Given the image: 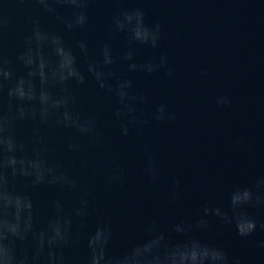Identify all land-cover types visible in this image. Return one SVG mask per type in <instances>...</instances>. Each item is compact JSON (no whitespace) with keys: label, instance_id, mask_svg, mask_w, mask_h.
I'll return each mask as SVG.
<instances>
[{"label":"water","instance_id":"95a60500","mask_svg":"<svg viewBox=\"0 0 264 264\" xmlns=\"http://www.w3.org/2000/svg\"><path fill=\"white\" fill-rule=\"evenodd\" d=\"M103 2L88 9L89 29L69 32L54 16L27 7L32 0H0L9 5L0 7V15L8 17L7 27L0 26V54L10 61L5 68L12 70L10 79L0 75V138L28 142L24 151L14 153L24 160L17 169L27 174L0 181V224L31 221L49 232L69 214L79 228L80 218L72 213L76 194L67 187L77 176L102 210L87 217L93 240L102 241L109 227L115 233L105 249L109 257L129 254L144 242H161L174 247L177 255L197 252L210 259L206 245L212 244L240 264H264V249L257 247L264 240L259 226L244 237L234 223L222 224L209 214L208 231L175 230L177 224L198 220L205 206L233 216L230 193L245 187L256 190L264 177V0ZM118 8H139L145 16L122 18L121 27L114 28L109 18ZM60 11L71 13L69 8ZM37 14L50 33L63 39L49 35L40 48L43 62L29 75L16 57L29 29L28 17ZM81 40L87 42V54L80 50ZM106 56L112 63H105ZM90 63L101 73L99 78L87 72ZM81 72L87 79L78 85L84 97L79 111L94 114L97 135L95 140L81 137L79 153L64 154L58 137L68 133H51L50 162L64 158L76 164L66 176L49 174L30 143L35 120L29 116L9 123L17 107L9 103L8 89L20 77L25 89L32 85L39 90L41 76L79 79ZM121 92L128 93L123 103ZM223 97L229 103H218ZM126 104L135 111L117 119L115 112H126ZM39 108L38 100L26 101L22 111L30 114ZM63 112L62 107L56 109L57 114ZM124 123L127 135L122 133ZM9 155L6 144L0 143V172L10 171L3 166ZM153 161L159 171L155 182L147 172ZM113 174L120 179L107 183ZM176 178L179 188L173 187ZM55 201L62 203L63 213L57 212ZM237 211L264 222V209ZM240 227L246 225L241 222ZM87 245L82 239L77 253L82 260Z\"/></svg>","mask_w":264,"mask_h":264},{"label":"clouds","instance_id":"9594fccd","mask_svg":"<svg viewBox=\"0 0 264 264\" xmlns=\"http://www.w3.org/2000/svg\"><path fill=\"white\" fill-rule=\"evenodd\" d=\"M103 0H32L27 7H35L40 11L50 14L62 24L63 29L69 32L85 31L91 26V18L88 9L93 5L103 4ZM0 7L6 9L7 4H0ZM61 8L71 9L68 15L62 14ZM110 16V22L114 28L121 27L122 18L130 19L132 16L142 18L145 13L142 9L136 8L131 11L124 8H118ZM29 29L22 38V50L17 55L18 62L28 69L29 75L32 74L34 66L43 62V54L40 48L45 43L49 35L63 39L59 33L51 32L42 22L41 15H30L28 17ZM8 17L0 15V26L7 27ZM159 27V25H157ZM81 52L87 54L88 46L85 40L78 41ZM35 45V47H33ZM10 61L6 56L0 54V75L7 78L12 77L11 68H5ZM106 64L112 63L110 57L106 56ZM79 71V69L77 68ZM97 78L100 77L94 65L91 63L87 69ZM170 74V73H169ZM86 73L81 72L79 79L75 78H45L41 76V87L36 90L34 86L29 85L28 89L23 86L24 78L17 79L16 85L8 89L9 103L16 105L17 112L9 116V123L13 119H28L31 116L35 120V127L30 143L34 146V151L38 158L42 159L49 174L59 171L60 175L66 176L73 173L72 168L76 161L67 162L64 158L50 162L49 154L54 151L53 136L51 133H68L58 137V143L64 154H76L81 150L79 139L81 137H91L95 140L97 119L94 114L82 115L79 111L84 103V97L80 94L78 85L85 84ZM128 87H131L129 82ZM59 93V95H57ZM121 103L128 97L127 92H121ZM38 100L40 108L38 112L25 113L22 111L23 104L26 101ZM218 103H229L226 97L221 98ZM62 107L63 114H57L56 109ZM126 112L119 109L115 112V117L120 119L122 116L135 111L129 105H125ZM38 117V118H37ZM129 131L127 123L122 124V133L127 135ZM0 143L6 144L9 155L4 167L10 170L8 173L0 172V181L8 182L17 175H26L23 170H18L17 165L23 164V158H17L14 153L24 151L28 142H18L15 138L9 136L7 139L0 138ZM147 172L153 182L159 177V171L154 166V161L148 165ZM123 175L121 170L120 176ZM120 176L113 174L109 177L107 183L119 180ZM173 187L179 188L180 180H173ZM69 190L75 191L76 201L72 208V213L80 218V227H74L71 222V215L65 214L60 217L58 227L52 231L46 232L36 227L29 221L26 224L4 222L0 224V264H240L236 258L230 257L229 253L222 247L212 244L206 245L211 249V257L203 256L197 252L177 255L174 247L168 248L167 245L157 242L155 244L144 242L135 246L131 253L126 255H115L109 257L106 254L107 249L115 238L112 228L106 229V235L102 241H94L92 233L87 230V217L94 212H102L99 206L94 205L90 199L91 193L83 189L77 176H74L67 182ZM11 206V201H7ZM229 204L233 210V216H229L227 211L221 208L203 209V215L191 224H177L175 230L181 231L187 229L209 230V214L217 217L222 224H235L240 236H249L254 233L258 226L264 228L262 222L257 216L251 213L240 214L237 210L240 208L264 209V177H261L256 184V190L250 187L237 188L230 193ZM57 212L63 213V205L59 201L54 202ZM31 205H29V208ZM17 211H19L17 209ZM243 222L246 227L241 228ZM87 239V255L82 260L77 254L82 239ZM163 241V236L160 237ZM257 247L264 249V240L257 243ZM163 249V251H161Z\"/></svg>","mask_w":264,"mask_h":264}]
</instances>
